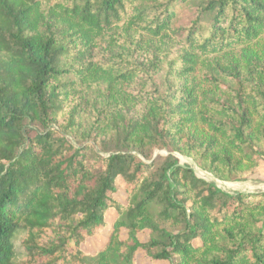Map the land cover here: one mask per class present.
I'll return each mask as SVG.
<instances>
[{"label": "trees", "instance_id": "trees-1", "mask_svg": "<svg viewBox=\"0 0 264 264\" xmlns=\"http://www.w3.org/2000/svg\"><path fill=\"white\" fill-rule=\"evenodd\" d=\"M174 152L264 161V0H0V264H264V192Z\"/></svg>", "mask_w": 264, "mask_h": 264}, {"label": "rangeland", "instance_id": "rangeland-1", "mask_svg": "<svg viewBox=\"0 0 264 264\" xmlns=\"http://www.w3.org/2000/svg\"><path fill=\"white\" fill-rule=\"evenodd\" d=\"M68 139H71L68 137ZM167 151L165 149H155L152 152L151 159L155 158L158 155H166ZM174 156L178 159V162L180 165H188L193 169L195 174L200 177L205 179L208 182L214 183L217 187L220 189L226 191V192H235V191H243V192H264V161L260 163V166L258 170L249 176L246 180L243 181H223L220 180L214 175L208 171H205L201 169L200 167L197 166L195 161L190 158L186 157L184 155H181L180 153L174 152ZM144 160L143 157L139 156ZM146 161V159H145ZM148 161V160H147ZM199 171V172H198ZM206 172V173H205ZM202 174V175H201ZM217 181V182H216ZM118 184V190L117 193L115 194V197L118 200H122L124 196V191L122 187V182L120 180H117ZM114 216V213L112 211H109L106 215V222L109 224L112 217ZM106 225L101 231L100 234L94 236L93 238L88 239L84 244L83 248L87 251H92L95 247H98L100 244H102L107 237L108 230L110 229L109 225ZM22 234L18 233L15 235L13 239V244H14V251H15V260L16 261H21L24 258V252L22 248L20 247V240H21ZM139 238L144 241L147 239V233L142 232L139 234ZM136 260L139 264H166L165 262L161 261H155L150 259L149 257L145 256L143 252H138L136 255Z\"/></svg>", "mask_w": 264, "mask_h": 264}, {"label": "bare ground", "instance_id": "bare-ground-1", "mask_svg": "<svg viewBox=\"0 0 264 264\" xmlns=\"http://www.w3.org/2000/svg\"><path fill=\"white\" fill-rule=\"evenodd\" d=\"M199 172V171H198ZM206 173V172H205ZM202 175V174H201ZM217 182V181H216Z\"/></svg>", "mask_w": 264, "mask_h": 264}]
</instances>
